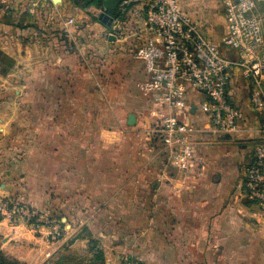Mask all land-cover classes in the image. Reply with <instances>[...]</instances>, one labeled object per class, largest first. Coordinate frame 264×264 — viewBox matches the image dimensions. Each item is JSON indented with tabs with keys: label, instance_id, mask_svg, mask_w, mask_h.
<instances>
[{
	"label": "crops",
	"instance_id": "1",
	"mask_svg": "<svg viewBox=\"0 0 264 264\" xmlns=\"http://www.w3.org/2000/svg\"><path fill=\"white\" fill-rule=\"evenodd\" d=\"M90 6L0 0V200L29 204L65 229L52 241L47 227L0 219V252L19 264H264V216L240 193L261 136L248 81L234 72L241 132L216 137L200 92L188 90L186 108H160L141 92L142 8L111 13L110 27ZM184 9L236 59L218 0ZM168 115L191 131L196 164L186 171L150 133Z\"/></svg>",
	"mask_w": 264,
	"mask_h": 264
},
{
	"label": "built area",
	"instance_id": "2",
	"mask_svg": "<svg viewBox=\"0 0 264 264\" xmlns=\"http://www.w3.org/2000/svg\"><path fill=\"white\" fill-rule=\"evenodd\" d=\"M191 1L122 0L119 4L117 10L123 12L132 6L143 10L136 57L143 63L145 78L139 88L160 108H186L188 90L200 92L206 97L202 111L210 132L216 137H235L241 132L242 116L231 85L234 72L241 71L249 83V104L260 123L261 136L245 168L240 193L264 216V23L257 11L264 0H218L228 25L223 43L236 52L235 60L221 55L203 26L187 15L184 5ZM92 9L99 16L106 12L103 3L86 10ZM150 133L166 148L171 166L186 171L196 164L191 131L181 118L168 115L152 126ZM0 219L33 231L47 227L52 241L62 238L65 231L59 218L12 199L0 200ZM122 264L143 263L126 259Z\"/></svg>",
	"mask_w": 264,
	"mask_h": 264
},
{
	"label": "water",
	"instance_id": "3",
	"mask_svg": "<svg viewBox=\"0 0 264 264\" xmlns=\"http://www.w3.org/2000/svg\"><path fill=\"white\" fill-rule=\"evenodd\" d=\"M122 0H103V6L106 10L105 13H102L99 16V20L107 24L108 26L111 27L114 18L111 16V13H114L117 11L119 4L121 3ZM131 120H134V118L131 117ZM229 137V136H227ZM231 137V136H230Z\"/></svg>",
	"mask_w": 264,
	"mask_h": 264
},
{
	"label": "trees",
	"instance_id": "4",
	"mask_svg": "<svg viewBox=\"0 0 264 264\" xmlns=\"http://www.w3.org/2000/svg\"><path fill=\"white\" fill-rule=\"evenodd\" d=\"M87 1V0H86ZM102 3L101 0H88L87 1V5H96V6H100ZM0 264H19L18 262L9 259L8 257H6L3 253L0 252Z\"/></svg>",
	"mask_w": 264,
	"mask_h": 264
},
{
	"label": "rangeland",
	"instance_id": "5",
	"mask_svg": "<svg viewBox=\"0 0 264 264\" xmlns=\"http://www.w3.org/2000/svg\"><path fill=\"white\" fill-rule=\"evenodd\" d=\"M88 1V0H87ZM87 1L85 0V2H84V0H82V3L83 4H85V5H87ZM88 6H90V5H88ZM258 13H259V15H260V17L262 18V20H263V23H264V3L263 4H261L259 7H258ZM95 12V11H94ZM89 17L91 16V13H88L87 14ZM7 64H6V66H3V65H1V67L2 68H4V69H7Z\"/></svg>",
	"mask_w": 264,
	"mask_h": 264
}]
</instances>
